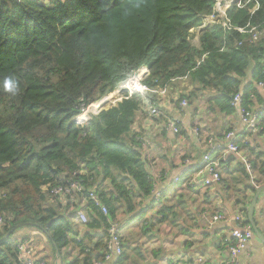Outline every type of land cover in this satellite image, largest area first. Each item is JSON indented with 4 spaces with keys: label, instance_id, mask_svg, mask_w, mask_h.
Instances as JSON below:
<instances>
[{
    "label": "trees",
    "instance_id": "obj_1",
    "mask_svg": "<svg viewBox=\"0 0 264 264\" xmlns=\"http://www.w3.org/2000/svg\"><path fill=\"white\" fill-rule=\"evenodd\" d=\"M214 1L0 0V264H23L17 242L6 236L27 228L46 233L58 252L79 245L92 262L94 251L77 242L76 226L46 190L62 176L84 169V187L95 188L110 216L119 206L133 211L137 196L150 195L156 180L135 130L145 98L125 94L114 107L98 104L141 68L148 67L143 84L153 91L187 80L193 89L182 99L207 94L214 113L234 114L239 93L241 109H251L252 98L264 102L256 88L264 83V0L231 7L233 29L218 21L196 45L192 31L213 13ZM255 27L257 41L238 31ZM90 106L95 114L109 109L82 118ZM89 208L91 227L105 224L101 211ZM152 226L146 221L145 233ZM105 249L104 238L98 261Z\"/></svg>",
    "mask_w": 264,
    "mask_h": 264
},
{
    "label": "crops",
    "instance_id": "obj_2",
    "mask_svg": "<svg viewBox=\"0 0 264 264\" xmlns=\"http://www.w3.org/2000/svg\"><path fill=\"white\" fill-rule=\"evenodd\" d=\"M208 27L210 25L205 16L200 27L192 31V41L196 45L199 44L200 33ZM253 68L254 66L249 75L253 73ZM138 74L145 79L149 74L148 67L141 68ZM251 83L252 78L246 81V85ZM256 88L264 97L258 84ZM192 89L187 80H180L173 82L165 90L144 96L146 102L137 114L135 130L142 135L141 142L146 157L151 162L148 165L149 171L156 180L155 184H159L163 197L156 207L152 204L150 193L148 197L137 196L131 212L125 205L116 209L115 216L112 217L122 225L124 256L106 264H226L229 256L224 238L243 226L242 223L232 220L236 216H241L244 225H250L253 231V238L240 255L239 263L264 264V242L256 235L249 221L253 200L264 185L259 189L253 186L240 159L235 154L228 153L227 162L220 165L222 181L219 184L210 187L187 185L189 179H204L207 175L201 173V168L203 155L208 151V135L213 136L215 144L225 146L224 136L227 131L233 129L237 134L236 143L252 165L256 182L263 184L264 133L249 134L241 121L242 93L239 106H235L236 112L231 115L210 111L207 94L201 95L199 100L191 101L184 113L180 112L178 108L183 96ZM112 94L116 98V103L111 106L114 107L125 98V85ZM252 99L253 105L249 108L260 110L264 107L262 99ZM152 107L163 111L161 117L159 115L156 119L150 114ZM170 120L180 122V135H175L167 128ZM195 128L201 130L202 142L196 136ZM222 153L223 150H217L213 155L214 159H219ZM187 160H190V163L186 164ZM177 178L180 181L178 184L175 183ZM99 182L105 189L110 186V181ZM71 200L74 201L70 202ZM53 202L58 206L61 215L76 226L77 237L82 238L86 253L94 251L90 263L94 264L101 254L96 251V246L102 239H106L105 224L91 227L94 215L81 198L59 199ZM81 212L86 213L87 223L78 220ZM218 214L230 220L212 223V217ZM146 221L153 225L148 233L143 229ZM253 221L264 239V190L257 199ZM151 233L155 234L154 240L147 238ZM11 235L14 242L28 240V245L34 250V256L46 264H80L84 261L85 255L81 254L79 245L72 244L58 252L43 231L19 229L10 232L6 238Z\"/></svg>",
    "mask_w": 264,
    "mask_h": 264
},
{
    "label": "built area",
    "instance_id": "obj_3",
    "mask_svg": "<svg viewBox=\"0 0 264 264\" xmlns=\"http://www.w3.org/2000/svg\"><path fill=\"white\" fill-rule=\"evenodd\" d=\"M252 1L257 3V0H215L213 13L207 16L208 25L212 26L216 22H220L223 28L227 30H232L233 27L228 18V12L231 7L237 6L238 8H244ZM258 4V3H257ZM256 4V8L254 11L258 9V5ZM239 32L243 34L252 35V40L257 41L260 37V32L258 28H252L247 31V29H238ZM241 45V43H239ZM143 76L139 74H135L131 77L125 84L126 92L131 97L135 94H140L141 96H146L149 93H155L157 91H153L148 86L143 84ZM259 88H261L264 94V83H258ZM167 88V87H166ZM165 88V89H166ZM164 89V90H165ZM242 95L239 93L234 97L233 105L239 106ZM189 101L187 99H183L179 104L178 110L184 113V109L188 107ZM89 113V110L84 109L82 111V118ZM150 114L153 117H158L161 114V111L157 107H152L150 110ZM240 118L245 128L247 129L249 134L258 135L264 133V128L261 125V120L264 118V107L258 109H241ZM167 128L171 130L175 135L180 134V122L177 120H170L167 123ZM194 132L198 139L201 140V130L199 128H195ZM237 134L235 129L228 131L224 140L226 142L225 146H220L214 143L213 136L208 135L207 147L208 151H206L203 155L202 168L201 173H206L207 175L204 179L191 178L187 181L188 187H194L195 185H203L205 187H210L214 184H219L222 181V174L220 173V165L221 163L227 162L228 153L235 154L236 157L240 159L242 164L245 167V170L249 176V180L257 189L261 188L263 184H258L256 182V178L252 172V165L248 162L247 158L242 154L241 148L238 146L237 142ZM141 140V138H140ZM217 150H223L222 156L219 159H214L213 155ZM190 163V160L186 161V164ZM187 171V170H186ZM184 172L186 173L188 172ZM86 174V171L82 169L80 172H73L72 174H68L62 176L60 179V184L56 187H46L48 191V195L50 199L59 200V199H76L81 198L86 202L85 205L89 208L90 206L98 208L105 218V231H106V249L103 253L104 261H95L94 264H106L115 260H120L124 254V245L122 240V225L115 220L112 216L109 215L108 208L103 204L101 198L96 192L95 188L88 189L84 187L82 178L83 175ZM180 181L177 178L175 183L178 184ZM159 184H154V187L151 191L152 201L155 205L160 203L163 192L158 187ZM74 200H71L72 202ZM68 202V203H70ZM90 209V208H89ZM79 221L83 223H87V215L84 212H81L79 217ZM230 219L224 215H215L212 217V223H217L220 221H229ZM232 220L237 221L238 223H242L243 226L238 230L234 231L229 236L224 238V243L228 247V260L226 264H240L239 257L242 252L246 249L248 244L251 242L253 238V231L250 225H244L242 222L241 216H236ZM5 220L3 217H0V226H3ZM82 238L77 237V242L81 243ZM17 248L20 260L23 264H46L44 261L37 259L34 256V250L32 247L28 245V240L17 242ZM80 264H86L85 261H82Z\"/></svg>",
    "mask_w": 264,
    "mask_h": 264
},
{
    "label": "water",
    "instance_id": "obj_4",
    "mask_svg": "<svg viewBox=\"0 0 264 264\" xmlns=\"http://www.w3.org/2000/svg\"><path fill=\"white\" fill-rule=\"evenodd\" d=\"M106 109H109V108H106ZM106 109H101L100 111H103V110H106ZM263 190H264V188H261L260 191L257 192L255 199L253 200V203H252L251 208L249 210V221H250L251 225L253 226L256 235L259 237L260 240H262L264 242L263 237L260 235L258 230L255 228V223L253 221L255 205H256V202H257V199H258L259 195L261 194V192H263ZM51 224H52V222H50L49 225H51Z\"/></svg>",
    "mask_w": 264,
    "mask_h": 264
},
{
    "label": "bare ground",
    "instance_id": "obj_5",
    "mask_svg": "<svg viewBox=\"0 0 264 264\" xmlns=\"http://www.w3.org/2000/svg\"><path fill=\"white\" fill-rule=\"evenodd\" d=\"M103 102H104L103 105H105V106L112 105V104L116 103V98L112 94V95L106 97ZM99 105L103 106L102 103H99Z\"/></svg>",
    "mask_w": 264,
    "mask_h": 264
},
{
    "label": "rangeland",
    "instance_id": "obj_6",
    "mask_svg": "<svg viewBox=\"0 0 264 264\" xmlns=\"http://www.w3.org/2000/svg\"><path fill=\"white\" fill-rule=\"evenodd\" d=\"M170 101H171V98L169 99ZM102 101V100H101ZM103 101H104V99H103ZM102 101V103H104ZM174 100H173V97H172V103L174 104L175 102H173ZM189 104H190V100H189ZM103 106H105V105H103ZM108 106H113V105H108ZM190 106V105H189ZM106 107V106H105ZM87 110H89V113H93L92 112V109H91V107L90 108H88ZM147 238H149L150 240H154V238H155V234L154 233H151V234H149L148 236H147Z\"/></svg>",
    "mask_w": 264,
    "mask_h": 264
},
{
    "label": "clouds",
    "instance_id": "obj_7",
    "mask_svg": "<svg viewBox=\"0 0 264 264\" xmlns=\"http://www.w3.org/2000/svg\"><path fill=\"white\" fill-rule=\"evenodd\" d=\"M137 74H138V73H137ZM148 75H149V74H148ZM143 80H144V79H143ZM125 84H126V83H125ZM125 84H124V85H125ZM126 94H127V92H126ZM139 95H140V94H139ZM107 97H108V96H107ZM105 98H106V97H105ZM105 98H104V99H105ZM102 101H103V100H102ZM102 101H100L99 103H101ZM99 103H98V104H99ZM94 105H96V104H94ZM90 107H91V106H90ZM100 112H101V111H99V113H100ZM99 113H98V114H99Z\"/></svg>",
    "mask_w": 264,
    "mask_h": 264
}]
</instances>
